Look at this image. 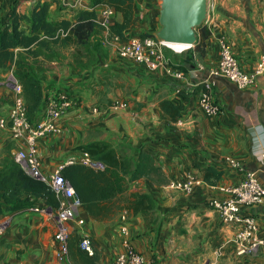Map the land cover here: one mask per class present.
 I'll return each instance as SVG.
<instances>
[{"label":"crops","instance_id":"0c3cea01","mask_svg":"<svg viewBox=\"0 0 264 264\" xmlns=\"http://www.w3.org/2000/svg\"><path fill=\"white\" fill-rule=\"evenodd\" d=\"M148 1L134 0L135 27L125 31L126 38L143 32L155 35L160 30L159 9L137 11ZM43 3L49 5L52 23L66 20L74 25L79 11L91 10L89 0H0V24L8 21L13 9L29 15L35 5ZM101 7L94 9L96 14ZM201 26L208 36L201 52L193 53L192 64L168 63L182 72L181 79L167 74L163 66L151 70L121 58L118 48L106 40V36L117 37L103 29L97 30L94 45L81 47L73 39L62 45V56L57 59L44 57L49 51L45 48L15 50L42 82L45 96L65 90L78 99L60 121L59 132L37 142L45 175L67 165L70 158L79 159L78 148L97 141L111 143L133 166L140 153H145L160 169L149 178L124 182L123 191L107 204L110 210L97 218L81 206L77 215L83 224L71 235L68 260L61 264H112L123 251L125 239L154 264H264L262 249L237 255L236 227L222 223L208 206L210 198L220 196L217 187L235 185L242 178L226 165V157L254 172L264 186V160L258 159L259 145L253 136L255 128L264 131V71L246 89L211 78V92L220 109L217 116L205 115L198 105L199 86L219 59V39L227 41L247 73L264 64V2L208 0ZM7 96L11 108L13 93ZM162 101L178 107L181 116L164 113L159 107ZM115 102L128 106L114 109ZM10 143L12 155L23 148V142L11 138L9 129L0 130V147ZM207 167L222 173L215 186L203 181L190 194L168 189L170 182L183 181L190 174L203 180ZM139 194L148 195L153 205L130 207L133 196ZM259 212L254 208L247 213L257 219L258 232L264 236ZM0 224V264H58L52 216L20 210L0 215ZM83 236L95 247L94 257L81 249Z\"/></svg>","mask_w":264,"mask_h":264},{"label":"built area","instance_id":"2783aa9c","mask_svg":"<svg viewBox=\"0 0 264 264\" xmlns=\"http://www.w3.org/2000/svg\"><path fill=\"white\" fill-rule=\"evenodd\" d=\"M115 18L116 13L111 7L102 6L96 14L95 22L100 28L107 30ZM164 47L167 46L156 38L130 36L119 45L118 55L151 70L163 66L167 74L176 79H181L182 72L168 66L169 61L164 54ZM218 47L219 59L217 64L208 71L206 79L199 86L198 105L207 116H217L220 112L211 92V78H222L234 84L238 89H246L252 86L257 77L264 71L263 63H260L251 73L244 71L225 39H219ZM10 77L13 103L7 118H0V130L9 129L14 141L23 142V148L18 149L12 155L14 162L19 164L27 174L47 184L58 199L56 209H51L41 200L38 204L23 210L54 218L55 260L61 264L67 261L69 257V238L83 224V220L77 215L81 205L75 197L73 188L60 173L63 165H60L49 175L42 172L37 142L59 132L60 121L69 110L77 106L78 99L65 90L54 91L45 97L37 121L30 123L26 115L22 87L12 75ZM127 106L125 102H115L112 107L114 109H126ZM253 136L259 145L258 159L263 161V129L256 130L255 128ZM256 139L254 140L256 141ZM73 163L81 164L95 171H102L105 168L101 162L86 152H81L79 159L70 158L67 161V164ZM225 163L231 170L240 172L242 178L235 185L217 187L220 196L210 198L208 206L218 213L222 223L236 227L237 255L251 254L257 249L264 250V236L258 232L257 219L247 213L249 209L258 208L260 210L259 218L264 224V186L254 172L244 170L235 159L226 157ZM201 184H203L201 178L196 174H190L183 181L170 182L168 189L190 194L196 186ZM1 233L2 224H0ZM80 247L88 255H93V248L88 237H82ZM123 248V251L115 257L112 264H154L138 253L129 240L123 241Z\"/></svg>","mask_w":264,"mask_h":264},{"label":"trees","instance_id":"16d2710c","mask_svg":"<svg viewBox=\"0 0 264 264\" xmlns=\"http://www.w3.org/2000/svg\"><path fill=\"white\" fill-rule=\"evenodd\" d=\"M89 6L91 10L77 13L74 25L66 20L52 23L49 18V5L46 3L35 5L29 15L13 9L8 21L0 24V71H10L21 85L30 123L37 121L46 96L42 82L32 75L22 54L15 53V50L31 52L33 47L49 49L51 44L65 45L72 39L77 45L85 47L93 33L102 29L95 22L94 9L98 6L111 7L119 17L107 29L111 37L125 41L129 38H126L125 31L135 27L134 0H89ZM195 32L196 41L191 49L186 50L189 55L184 59L189 64L193 62V53L201 52V44L208 36L203 26L196 28ZM140 37L154 38V35L143 32ZM159 107L171 117L181 116L179 108L167 101L160 102ZM78 150L88 153L105 167L102 171H95L73 163L65 165L60 171L65 181L73 188L80 205L93 218L110 210L107 204L123 191L125 176H128L129 181H135L157 175L160 171L145 153H140L137 163L133 166L130 159L118 155L112 144L107 141L91 142L80 146ZM221 174L212 167H207L203 181L215 186ZM133 199L130 207L134 210L153 205L152 199L146 194L135 195ZM41 200L51 209L58 207V199L49 186L27 174L14 160L2 167L0 215L30 208ZM90 243L92 245L91 240ZM92 248L94 257L96 250L94 246Z\"/></svg>","mask_w":264,"mask_h":264},{"label":"water","instance_id":"95a60500","mask_svg":"<svg viewBox=\"0 0 264 264\" xmlns=\"http://www.w3.org/2000/svg\"><path fill=\"white\" fill-rule=\"evenodd\" d=\"M160 30L154 35L167 45L188 46L196 41L195 29L202 25L207 13V0H160Z\"/></svg>","mask_w":264,"mask_h":264},{"label":"rangeland","instance_id":"374dc122","mask_svg":"<svg viewBox=\"0 0 264 264\" xmlns=\"http://www.w3.org/2000/svg\"><path fill=\"white\" fill-rule=\"evenodd\" d=\"M152 6L155 11L157 9L160 10L161 1L160 0H153V1L149 0L147 3L140 4L137 7V11L139 13H142V12L145 13L144 10L145 9L151 10ZM147 19H148L147 17L143 18V20H147ZM96 33L97 31L93 33L92 37L90 38L86 46L96 44L95 43ZM135 34L138 35V32ZM131 35H134V34H130V36ZM106 40H107V44L109 45L112 44L117 48L119 47L121 42L124 41L119 38H117L116 40L114 39L110 40L108 36H106ZM61 46L62 45L60 44H51L48 49L49 51L44 52V57L46 58L53 57L56 59L58 57H61L62 56L61 50H60ZM187 51L179 54L168 47H164V54L168 58L169 63H172V64H179L181 63V61L186 59V57H188L189 55ZM10 76H11V73L9 71H0V118H7L9 110H10V105L8 104V96H7L10 92H12V80ZM13 151L14 149L11 146V143L8 144L7 146L0 147V165L4 166L6 163H10L11 161H13V158H12ZM126 179L127 180L129 179L128 176H125L124 178V182H126L125 184H128L129 180L127 181Z\"/></svg>","mask_w":264,"mask_h":264},{"label":"bare ground","instance_id":"6f19581e","mask_svg":"<svg viewBox=\"0 0 264 264\" xmlns=\"http://www.w3.org/2000/svg\"><path fill=\"white\" fill-rule=\"evenodd\" d=\"M165 45L179 54L184 53L186 50L189 49L188 46H176V45H167V44Z\"/></svg>","mask_w":264,"mask_h":264}]
</instances>
